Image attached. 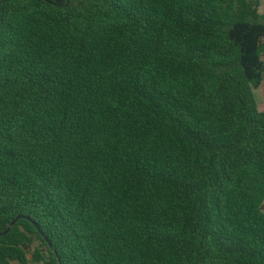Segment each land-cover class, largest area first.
Here are the masks:
<instances>
[{
  "label": "trees",
  "instance_id": "trees-1",
  "mask_svg": "<svg viewBox=\"0 0 264 264\" xmlns=\"http://www.w3.org/2000/svg\"><path fill=\"white\" fill-rule=\"evenodd\" d=\"M258 5L0 0V264H264Z\"/></svg>",
  "mask_w": 264,
  "mask_h": 264
},
{
  "label": "rangeland",
  "instance_id": "rangeland-1",
  "mask_svg": "<svg viewBox=\"0 0 264 264\" xmlns=\"http://www.w3.org/2000/svg\"><path fill=\"white\" fill-rule=\"evenodd\" d=\"M258 12L264 18V0H259ZM258 111H264V78L261 86L254 91ZM37 246V243L35 244Z\"/></svg>",
  "mask_w": 264,
  "mask_h": 264
},
{
  "label": "water",
  "instance_id": "water-1",
  "mask_svg": "<svg viewBox=\"0 0 264 264\" xmlns=\"http://www.w3.org/2000/svg\"><path fill=\"white\" fill-rule=\"evenodd\" d=\"M19 219H24V220H27V221H30V219L26 216H23V215H19V216H16L7 226V228L0 233V236H3L5 235L12 227L13 225L19 220ZM33 226L36 227V225L34 223H32ZM39 235L42 237V239L46 242L47 246L49 247V249L51 250V245L50 243L48 242V240L46 239V237L43 235V233L36 227ZM59 264V263H58Z\"/></svg>",
  "mask_w": 264,
  "mask_h": 264
}]
</instances>
